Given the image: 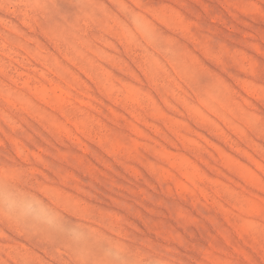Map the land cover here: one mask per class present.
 Returning <instances> with one entry per match:
<instances>
[{"label":"rangeland","instance_id":"374dc122","mask_svg":"<svg viewBox=\"0 0 264 264\" xmlns=\"http://www.w3.org/2000/svg\"><path fill=\"white\" fill-rule=\"evenodd\" d=\"M0 264H264V0H0Z\"/></svg>","mask_w":264,"mask_h":264}]
</instances>
